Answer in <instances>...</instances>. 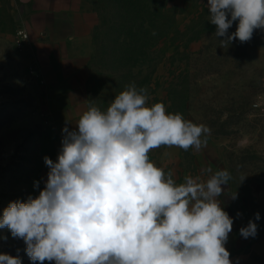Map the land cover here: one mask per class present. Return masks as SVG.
I'll list each match as a JSON object with an SVG mask.
<instances>
[{
  "label": "clouds",
  "instance_id": "obj_1",
  "mask_svg": "<svg viewBox=\"0 0 264 264\" xmlns=\"http://www.w3.org/2000/svg\"><path fill=\"white\" fill-rule=\"evenodd\" d=\"M208 9L223 46L264 31V0H208ZM149 99L133 82L106 110L90 102L75 130L62 129L57 160L44 157L49 172L39 195L3 210L0 229L24 240L33 264H232L225 245L233 218L218 199L231 174L186 175L177 183L149 158L162 146L199 153L211 129ZM259 219L257 212L240 235L254 238ZM0 264L22 261L0 254Z\"/></svg>",
  "mask_w": 264,
  "mask_h": 264
},
{
  "label": "rangeland",
  "instance_id": "obj_2",
  "mask_svg": "<svg viewBox=\"0 0 264 264\" xmlns=\"http://www.w3.org/2000/svg\"><path fill=\"white\" fill-rule=\"evenodd\" d=\"M94 5L90 102L106 110L127 85L147 88L149 105L163 102L167 112L211 129L199 153L162 146L149 153L154 164L182 183L186 175L205 179L212 173L206 169L219 171L215 166L221 163L231 174L227 187L233 194L264 195V31L254 30L244 43L221 45L208 0H94ZM41 84L35 69L5 67L0 56V218L10 202L38 196L35 178L46 142ZM253 239L261 257L250 264H264V222ZM25 249L23 239L0 229V254L33 264Z\"/></svg>",
  "mask_w": 264,
  "mask_h": 264
},
{
  "label": "crops",
  "instance_id": "obj_3",
  "mask_svg": "<svg viewBox=\"0 0 264 264\" xmlns=\"http://www.w3.org/2000/svg\"><path fill=\"white\" fill-rule=\"evenodd\" d=\"M96 25L94 0H0L3 66L10 65L17 71L27 72L33 68L39 73L46 140L43 152L54 162L62 147V129L67 126L70 131L75 130L79 117L90 103L88 80L95 54ZM18 28L28 35L20 51L16 49L15 31ZM221 167V163L219 167L215 166L222 170ZM216 171L212 170L211 174ZM48 172L43 160L35 178V195L45 187ZM222 187L224 193L218 199L233 218L232 232L225 245L232 264L257 263L261 257L259 246L253 237L243 238L240 229L246 227L249 220H254L257 212L260 219L255 223L261 225L264 222V195H237L233 200L227 185Z\"/></svg>",
  "mask_w": 264,
  "mask_h": 264
},
{
  "label": "built area",
  "instance_id": "obj_4",
  "mask_svg": "<svg viewBox=\"0 0 264 264\" xmlns=\"http://www.w3.org/2000/svg\"><path fill=\"white\" fill-rule=\"evenodd\" d=\"M15 36H16V46L19 48H21L23 44L28 40V35L22 28L16 29ZM31 74L34 73L31 72Z\"/></svg>",
  "mask_w": 264,
  "mask_h": 264
}]
</instances>
